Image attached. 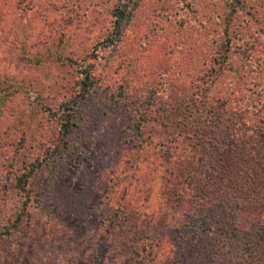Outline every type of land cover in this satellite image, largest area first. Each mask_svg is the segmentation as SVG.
<instances>
[{
	"label": "rangeland",
	"instance_id": "obj_1",
	"mask_svg": "<svg viewBox=\"0 0 264 264\" xmlns=\"http://www.w3.org/2000/svg\"><path fill=\"white\" fill-rule=\"evenodd\" d=\"M120 1L0 0V186L42 160L27 181L21 228L0 237V264H148L147 255L153 263L264 264V140L250 155L256 174L248 169L242 180L245 159L224 128L197 144L182 121L134 128L150 94L165 115L195 85L227 98L222 124L232 131L248 133L264 118V0H124L121 36L105 46ZM233 4L236 47L212 86L210 29H223L218 13ZM82 69L93 87L72 106L63 144L59 109ZM164 129L170 140L179 130L185 148L167 157L157 139ZM5 189L0 206L9 214L24 196Z\"/></svg>",
	"mask_w": 264,
	"mask_h": 264
},
{
	"label": "trees",
	"instance_id": "obj_2",
	"mask_svg": "<svg viewBox=\"0 0 264 264\" xmlns=\"http://www.w3.org/2000/svg\"><path fill=\"white\" fill-rule=\"evenodd\" d=\"M238 1H235L237 4ZM120 3V4H119ZM117 6H115L112 10V17L113 20L111 21L110 25V31L105 36L102 43L107 46L114 44L117 42L121 36V29L123 27V24L128 19V14L125 12L126 3L125 1H120ZM238 8L233 4L232 6L223 7L221 9V13H218L219 21L223 23H217L220 26L224 25L223 29L218 27V29H210L211 32V40L209 42L210 47V54H212L211 58L209 59V62L211 66L207 69L206 73L208 71H214L213 76L214 79L212 80V86L213 82L215 85L219 83L221 79L224 78V66L229 61L230 54H234V51L230 53L231 45L236 47V33L237 31V25L231 24V18L235 16V13L237 12ZM231 25V27H229ZM201 26V25H200ZM202 27V26H201ZM237 53V49L235 51ZM205 70L203 69L200 71V75L202 76V82L208 87H210V83L208 78H205ZM82 76L80 77L79 83H78V90L76 93L71 95L70 97L66 98L64 102L62 103L61 109H59V123H60V137L62 139L63 144H65V137L70 133L71 126H72V120L70 118L71 116V108L72 106L78 102L81 99H84L91 87H93V78L91 76V73L89 69H82L81 71ZM203 74V75H202ZM209 76V75H207ZM236 81L231 80L229 81V87L231 91L236 90ZM171 88H174V85L168 84ZM221 91H217L216 93L209 94L206 92L202 86H194V88L187 92L183 89L182 94H177L176 100L180 104V107L174 106V104H170L168 109H164L165 115H162L161 110L156 112V109H159L160 104L158 101V97L155 98L153 95H149L145 98L144 103L145 106L139 107L136 109V121L134 123V128L138 131L146 130V127H150V125H158L160 122L163 123L161 126H168L169 128L172 126V123L182 121L184 122V127L189 128V131H187L186 134H189L190 137H194L197 143L206 142V138H210L212 136V131L218 127L224 128L225 131H229L232 133H226V136H230L233 138L232 143L237 146V153L240 159H245V162L243 165L239 166L237 172L238 176L242 175V180L247 178V175L249 173V170H252L256 167V161L252 160V152L260 148V144L258 143V140H260V143L262 140H264V126H260V123L264 118H259L257 123L252 124L249 128H246V130H249L248 133H244L245 130L243 127V131L241 133L235 129L233 130V126L230 125L229 122L222 124L223 118L227 114V107L225 106L227 104L226 99L223 95L220 93ZM173 94H169L168 102L173 101ZM175 99V98H174ZM161 108V107H160ZM48 110V109H47ZM173 110V111H171ZM231 115V114H229ZM228 117V114H227ZM228 120V118H226ZM259 122V124H258ZM177 124V123H176ZM258 124V127H257ZM156 127V126H155ZM154 128L151 129L152 132ZM188 130V129H186ZM186 132V131H185ZM159 138L160 146L164 147V154H167L168 157L171 156L174 153H178L177 150L181 148H185L176 140H178L179 137V130L172 133L174 134L172 139H168L166 137L169 133L166 129L161 132ZM178 136V137H177ZM188 136V135H187ZM256 136L259 138L256 142H254V139ZM173 141L174 146L170 147V143ZM254 142V144H253ZM258 143V144H257ZM166 144H168L166 146ZM54 147L53 149H55ZM253 150V151H252ZM233 152V151H232ZM236 155V154H235ZM190 151L184 150L183 153L180 154V158H182L183 161H185L188 165V160L190 159ZM44 158V157H43ZM252 160V161H251ZM42 160H36V161H30L26 162V164L23 165V171L16 175L14 178V182L10 183L9 181L7 183H4L2 186H0L1 192L6 194L5 188H10L15 190V193L19 192L22 193L24 196L23 201L20 202V204L15 208V211H11V213H5L4 205L0 206V237L7 236V234L21 228V222L23 219V215L28 212L29 207V197H28V190L26 188L27 181L32 176V174L38 170V168L42 165ZM256 169L253 170L252 175H250L251 178H253V174L255 173ZM240 174V175H239ZM10 183V184H9ZM243 199V196H242ZM223 205H220L222 207ZM218 214H221L224 216L226 213L225 206L219 211H216ZM216 227V226H215ZM209 232L216 231L214 230V227L209 226L207 227ZM222 233H225V229L221 228L218 230ZM200 233L202 234H208L205 231L200 230ZM199 233V234H200ZM205 235V236H206ZM213 235V234H212ZM99 239V238H97ZM100 240V239H99ZM226 240V239H222ZM141 250H144L142 248ZM136 256L139 255V251L136 249L135 251ZM149 254V253H148ZM149 259L148 264H170L167 259H164L162 261H156L153 263V256L147 255ZM140 262H142V258L139 259ZM172 263V262H171ZM173 264V263H172Z\"/></svg>",
	"mask_w": 264,
	"mask_h": 264
}]
</instances>
